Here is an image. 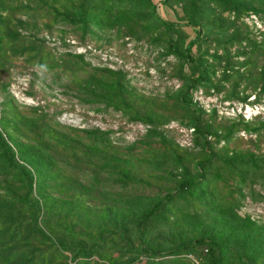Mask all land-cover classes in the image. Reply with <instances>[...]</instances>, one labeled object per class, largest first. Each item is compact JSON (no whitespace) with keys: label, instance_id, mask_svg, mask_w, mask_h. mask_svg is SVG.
Masks as SVG:
<instances>
[{"label":"rangeland","instance_id":"obj_1","mask_svg":"<svg viewBox=\"0 0 264 264\" xmlns=\"http://www.w3.org/2000/svg\"><path fill=\"white\" fill-rule=\"evenodd\" d=\"M233 1L244 8L79 0L73 15L89 10L87 25L35 23L37 7L24 17L20 4L0 1V134L34 176L48 263L209 264L204 247L139 253L209 237L220 264H264V0ZM37 40L43 65L22 53ZM191 42L194 64L170 48ZM15 183L0 168V202L23 195ZM81 244L93 255L66 250L82 254Z\"/></svg>","mask_w":264,"mask_h":264},{"label":"trees","instance_id":"obj_2","mask_svg":"<svg viewBox=\"0 0 264 264\" xmlns=\"http://www.w3.org/2000/svg\"><path fill=\"white\" fill-rule=\"evenodd\" d=\"M83 1V4H88L90 0ZM221 1L233 6L234 9L244 8V5L235 3L233 0ZM13 2L20 4L18 13L24 17L27 16L30 10H33V7H37L38 9H40V15L37 18H34L32 16L33 22L35 23H49L51 20L57 18H60V21H69L74 25H87L88 23L86 14L87 12L89 13V10L85 11L82 15H73L77 10V7H75L74 4L75 2L76 4H78L79 0H13ZM89 6L92 9L95 8L91 3H89ZM0 10L1 13L7 12V8H3L1 3ZM158 20H160L164 25L168 27H180L179 24L165 21L160 17ZM3 25L4 24L0 19V26L4 27ZM197 35H199V31L197 32ZM7 36L9 38H12L11 42L13 41V43H15V37L16 40L20 39V42L23 44H26L27 42L25 40L26 37L23 34H13L9 32ZM26 45H23L22 53H25L28 49V52H32L34 54V60H37L40 65H43V58L46 55L44 49V40H37L27 48ZM193 45V42L189 43L183 53L178 51L174 47L170 48L177 55L183 56L188 62L194 64L195 59L191 55V49ZM50 59L53 60L54 57ZM204 72L205 70L202 69L200 75L196 79V82L204 80ZM185 104L195 110V107L191 105V103ZM195 131L197 130L195 129ZM0 168L2 169V173H4L6 177H10L11 179H16L18 181V184L15 183L16 186L25 188V192L23 193V195H18L10 190L11 194L9 196L14 198L12 202H0L1 264H52L51 262L48 263L47 261V252L50 250V246H52V238H50L45 232V228H43V226H40L39 219L41 208L39 206V203L30 198L31 194L33 193L35 184L34 176L24 166L16 164L15 155L12 153L10 146L6 143L1 134ZM201 180L202 176H199L197 179H184V181L180 185V188L185 189L197 187L201 184ZM169 200H171V196L166 195L162 201L155 203L152 208L142 216V218L137 223L138 235H141V228L143 226V223L149 217L158 212L164 205L163 203ZM103 242L104 241H102V243ZM60 244L63 247H65L66 245V243L64 242H61ZM198 247H204L207 250L209 264H220V258L217 252V244L213 240V238L209 237L191 239L165 250H153L151 248L141 246L139 253H144L150 257H173L181 254L182 252L196 249ZM66 250H68L70 253L77 252V254L84 258L90 257L94 252V249H87L82 244L80 248L82 254L79 253L78 250L71 245Z\"/></svg>","mask_w":264,"mask_h":264}]
</instances>
